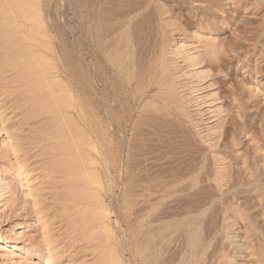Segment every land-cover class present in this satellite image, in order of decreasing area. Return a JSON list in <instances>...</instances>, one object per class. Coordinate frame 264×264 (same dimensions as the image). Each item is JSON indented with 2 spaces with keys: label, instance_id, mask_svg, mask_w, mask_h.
Here are the masks:
<instances>
[{
  "label": "rangeland",
  "instance_id": "1",
  "mask_svg": "<svg viewBox=\"0 0 264 264\" xmlns=\"http://www.w3.org/2000/svg\"><path fill=\"white\" fill-rule=\"evenodd\" d=\"M5 1L7 3V0ZM33 1L32 4L25 0L22 2H26L23 4H26L28 9L31 6L35 8L39 5L38 12L42 13L40 20L44 21V29L40 26L39 32L38 25L31 23L34 22L31 14L34 15L37 8L29 10L30 15L27 16V18L30 17L29 20L24 15L21 16L18 10H16L18 12L14 11L13 7L9 10L15 15L12 13L13 15L7 17L9 4L3 1V4L0 3V10L4 9L1 10L2 14L4 11L7 13L6 16L0 13L2 21L0 24V264H143L142 245L148 219L145 211L147 207H145L146 185H155V183H162L161 187L162 190L164 188L165 194L174 195L176 193V195H170V198L164 200L153 220L157 219L160 214L163 223L183 222L185 225L184 219L189 218L190 212L193 210L199 212L211 201L209 219L205 218L201 230L205 240L210 241L215 236L211 242L212 247L209 249V253L212 249L216 250L218 245H220L218 248H222V252L225 254L233 252L231 249L236 246L233 240H235V236H238L235 241L238 240L239 245L241 243V246L248 249H244L238 254L240 256L236 263L264 264V0H110L111 2L109 0H89L91 5L98 6L101 17H107V19L101 18L102 21L99 23L100 32H102V34L100 33L102 35L101 46L96 44L92 37L93 27L90 28L91 31L88 34H86V30H83L85 28L82 23L84 13L81 0H52L53 3L49 0H39V4ZM29 4L31 6H28ZM61 5L66 7L64 10L68 13L65 12V15L62 14ZM122 5H128L130 9L126 6L124 8ZM141 5L148 9L141 17H135L132 23L133 28L130 29L132 40L139 42L136 55H140L143 51L146 52L144 49L147 50L157 39L167 41L165 52L170 63V73L174 79V100H177L180 105L164 107L162 104L153 103L151 98L144 97L140 99L132 110L133 113L130 114L134 92H129L130 101L124 97L123 105H118V113L121 118L125 114L133 118L132 120L130 118L129 122L123 121L125 124L116 126L119 131L115 132L113 149L100 154L105 158L101 171L92 169L93 173L102 175L103 190L98 193L93 190V193L87 194V188L81 183H77L78 179L80 182V177L79 170L75 171V169L80 168V163H78L80 157H76L80 152H87L89 156L86 153L85 157L96 160L98 154L88 144L76 146V149L72 150L78 143L77 138H73L76 137L74 127L78 129L77 126L72 125L73 122L75 123V119L71 115L67 118L57 111L53 112V107L47 104L49 100L47 98L52 95V92L48 87L44 89L43 86L46 87V84L42 82L47 79H51V82L52 79H58L68 87L69 91L71 90L70 93L77 95L75 90L78 89L80 74L83 70L79 64L81 56L82 54L86 55L88 62H91L95 50L99 56L100 74L105 79L104 84L110 88L111 84H114L119 77H116L113 69L109 68L111 65L108 62L106 49L111 44L113 45L117 35L122 32L123 22L125 23L128 18H133L136 14L133 12L134 9L137 10V7L139 8ZM47 7H51L48 14ZM101 8L102 11H100ZM25 9L27 10V8ZM125 9L128 14H121ZM131 10L133 11L130 13ZM112 13L118 14L117 17L112 16ZM124 14L125 16H123ZM56 16L58 20L54 19H57ZM8 18L10 22L15 21L11 22L14 25L11 23L3 25L5 22L9 23ZM104 18L112 19L110 22L105 21ZM36 21L39 19L36 18ZM67 21L68 23H66ZM116 22L122 23L116 25ZM64 23L67 25L65 26ZM15 24L17 28L14 27ZM9 26L12 27L5 29ZM66 27L68 30L65 29ZM10 29H14V32ZM70 30L71 32H68ZM52 32L56 36L51 34ZM65 32L68 37H65ZM3 33L4 36H2ZM11 34L22 35L21 37L17 35L18 39L15 38V41L14 35L13 38L10 37ZM36 34L42 37H38ZM85 35L89 37L85 39ZM151 35L153 38H150ZM9 37L13 40H10ZM12 42H16L18 51H16V47H13L16 44ZM59 42L60 44H57ZM8 43L10 46L12 45L13 50ZM24 45L29 47L25 50L29 51L32 47L33 49L26 53ZM141 45L143 48L140 47ZM175 49L179 50L181 54ZM210 52L213 55L210 56ZM37 53L41 57L38 56V59H35ZM216 53L219 56H216ZM187 54L191 55V58H195L193 64L183 59L188 56ZM30 55L33 56L30 57ZM169 55L170 57H168ZM24 57H30V59L26 58L25 60ZM39 57L48 58L50 66L46 68L50 71L45 70L46 68L42 70L39 66L35 67L41 62ZM207 58L209 59L206 61ZM59 60L63 66L60 65ZM72 60H74L73 63ZM199 62H203L202 65ZM195 63L198 66L194 67ZM27 67L31 72L26 70ZM32 67H35L36 71ZM37 69L41 70L37 71ZM199 70L201 72L203 70V73L206 74L200 78L202 82L198 81L199 78L193 77L196 75L195 72H200ZM32 74L39 76L33 77ZM44 74L47 76L44 77ZM188 75L192 78L191 80ZM38 80L40 82L42 80V84L39 86L43 88H39L43 90L39 88L38 91L34 90V87L37 88L34 84ZM31 81L33 83H30ZM118 83L121 84V81ZM97 84L95 85L99 92L101 85ZM147 84L149 85V83ZM154 94L155 92L150 96ZM43 100H46V104L43 103L45 102ZM48 106L51 109L45 108ZM42 108L48 111L41 110ZM55 115L58 117L56 120L53 118ZM65 119L74 120L68 125L66 123L69 121H66L65 124L58 126L60 120L62 122ZM65 125L66 129H62ZM68 126L70 128H67ZM127 128L130 129L127 131ZM60 130H66V134L62 131L59 135ZM67 130L72 133L74 131L73 136L70 131L67 133ZM83 132L90 139L92 138L90 130L84 129ZM63 133L65 135H62ZM67 134H69L68 138H65ZM54 135L59 137H53ZM59 140L63 142L60 143ZM71 142H75V144L72 146ZM59 143L62 144L60 149L58 148L60 147ZM71 146L74 148H70L71 152L67 153L68 149L66 148ZM94 146L100 148V144ZM64 148L66 150H63ZM55 149H58V155L62 159L57 155ZM62 150L64 152H61ZM53 151L54 153H52ZM72 151H77L76 157L75 154L72 155ZM68 155L71 158H68ZM66 157L70 162L73 160L69 163L73 164L72 166L68 164L69 161H63V158L67 159ZM55 161H61V163L58 164ZM65 162L66 164H64ZM55 163L56 166L57 164L63 165L56 168ZM64 165L65 168L62 169ZM19 169L29 171L39 179L40 184H32V181L26 182L19 172H16ZM114 178H117V182ZM193 180L198 181L196 192H186V194H178V196L177 192L187 188ZM233 184H236L235 188H233ZM79 187L80 189H78ZM81 193L82 195H80ZM78 197L83 198L84 201ZM157 198L155 196V200ZM79 200L81 201L79 202ZM224 202L233 203L239 210L235 209L225 213ZM93 203L96 207L93 206ZM218 206L219 208H217ZM88 208L89 210H87ZM99 209H102V213H100L101 217L97 218L98 222L96 219L91 221L94 212L98 213ZM89 215L92 217H88ZM99 220L103 222L99 223ZM210 227H213L214 230ZM206 231L210 232L205 234ZM204 234L207 235V239ZM181 235L182 233L179 231L169 240L162 258L164 264H173L174 261V264H180L187 244L186 237H181ZM180 242L181 245H179ZM216 242L219 244L217 243V245ZM182 245L185 246L184 249ZM111 249L112 251H110ZM172 251L175 252L172 253L174 255L171 254ZM177 253H180L178 257L175 256ZM111 257L114 260H111ZM172 258L175 260L173 261ZM169 261L170 263H167ZM236 263L232 262L231 264Z\"/></svg>",
  "mask_w": 264,
  "mask_h": 264
},
{
  "label": "bare ground",
  "instance_id": "2",
  "mask_svg": "<svg viewBox=\"0 0 264 264\" xmlns=\"http://www.w3.org/2000/svg\"><path fill=\"white\" fill-rule=\"evenodd\" d=\"M4 2V3H6V1L5 0H1L0 1V3L1 2ZM23 1V0H22ZM22 1H18V0H7V3L6 4H9L8 5V9L7 10H9V8H12L14 11H16V10H18L20 13H21V16L22 15H24V17L25 18H27V16H29L30 15V12H29V10L31 9H36L38 6H36L35 7V5H34V7L35 8H33L30 4L28 5V6H31L30 7V9H28V7H27V5L26 4H23V3H26L27 1H29V2H31V4H32V0H25L26 2H22ZM42 1V0H41ZM49 1H51L52 2V0H49ZM97 1V0H96ZM110 1V0H109ZM113 1V0H112ZM116 1V0H115ZM3 2H2V4H3ZM28 2V3H29ZM33 2H35V3H38L39 2V0H34ZM93 2V1H92ZM111 2V1H110ZM40 3V2H39ZM38 3V4H39ZM53 3V2H52ZM63 3V2H62ZM81 3H82V7H83V26H84V28L85 29H83V30H86V34H88L91 30H90V28H92L93 27V32H92V37H93V39H94V41H95V43L96 44H98V45H100L101 44V37H102V32H100V26H99V23H101V21H102V19L101 18H103V17H105V16H100V12L98 11V6L96 5V4H94V5H91L90 3H89V0H81ZM80 3V4H81ZM99 3V2H98ZM108 3V2H107ZM124 4H125V2H123ZM135 3V2H134ZM5 4V5H6ZM12 4V5H11ZM22 4H23V6H22ZM42 4V3H41ZM26 5V7H24ZM50 5V4H49ZM48 5V6H49ZM63 5V4H62ZM61 5V6H62ZM130 5V4H129ZM136 5V4H135ZM42 6V5H41ZM53 6V5H52ZM66 6V5H65ZM117 6V5H116ZM119 6V5H118ZM123 6V5H122ZM124 6H126V7H128V5H124ZM123 6V7H124ZM133 6V5H132ZM24 7V8H23ZM120 7H121V5H120ZM119 7V8H120ZM130 7V6H129ZM128 7V9H130ZM1 8V7H0ZM25 8H27V10L25 9ZM42 8V7H41ZM51 8V7H50ZM50 8L49 7H47L46 8V12H47V14H48V12L50 13ZM54 8V7H53ZM52 8V9H53ZM62 9H63V13H62V11H61V13L63 14V15H65L64 13L66 12V13H68L67 11H65L64 10V8H66V7H64V6H62L61 7ZM125 8V7H124ZM135 8V7H134ZM3 9V8H2ZM1 9V10H2ZM51 9V10H52ZM61 9V10H62ZM110 9H111V7H110ZM117 9V8H116ZM148 8L147 7H145V8H143L142 7V5L141 6H139V8L137 7V10L136 9H134V11L133 10H131L130 11V13L133 11V12H136V14H135V16H133V18H128V20L127 21H125V23L123 22V25H122V32H120L118 35H117V37H116V40H115V42L113 43V45L111 44L110 45V47H107L108 49H106V55H107V58H108V62H109V64L111 65V67L109 66V68H111V69H113V73H114V75L116 76V77H119V79L114 83V84H111V86H110V88H107V86L104 84V80L105 79H103L102 78V75L100 74L101 72H100V68H99V56L97 55V53L95 52V50H94V48H93V55H92V61L90 62H88V58L86 57V55H83L82 54V56H81V61H80V63L79 64H81V67L83 68V70H82V72H81V74H80V76H81V79H80V82H79V84H78V89L77 90H75L78 94L77 95H75V94H73V93H70V91L68 90V87H66L65 86V84L63 83V82H61L60 80H58V79H52V82H51V79H47V80H45L44 82H42V80H41V82L43 83V84H46V87H45V85L43 86L44 87V89L45 88H50V90H51V92H52V95L50 96V95H48L47 94V96H50V97H48L47 99H49L47 102V104H50L52 107H53V109H54V111L53 112H55V111H57V113L59 112L62 116H72V117H74V119H75V123L73 122V120H71L72 122H73V126H77L78 127V129L76 130L75 129V127H74V130H75V133L76 134H74V135H76V137L74 136L73 138H77V144L76 145H74L75 146V148L74 147H72L73 145L72 144H75V142H71V147H67L66 149H68L67 150V153L69 152H71V150H70V148L72 149V148H74V149H72V150H75L76 149V146H85L86 144H88V145H90V146H92L91 147V149L95 152V153H97L98 155H97V157H96V160H94V159H89L88 157H85L84 155H86V153L87 152H80L79 150H78V153H79V155H77V157H76V153H77V151L76 152H73V154L72 155H74L75 154V157L76 158H79L80 157V159H79V161H78V163H80V168L78 169V167H77V169H75V171H77V170H79L78 172V175H79V177H80V182H79V179H78V181H77V183L78 184H80L81 183V185H84L86 188H87V194H89V193H93V192H95V193H98L99 191L101 192L102 190H103V188H104V183L102 182V175L100 174V173H96L95 172V170H94V172L95 173H93V171H92V169H98V170H96V171H101V168H102V164L105 162V158H104V156H101L100 154H101V152H103V151H107V150H112L113 149V141H114V139H115V135H116V133L115 132H118L119 130L116 128V126L117 125H121L122 123H124V122H129V120H130V118L131 117H129V116H126V114H125V116L123 115L122 116V118L119 116V109H118V105H120V106H122L123 105V103H122V99L125 97V99L127 100V99H129L128 97V95H130V93L129 92H134V96H133V98H132V103H131V108H130V114H132L133 113V111L132 110H134V107H136V105H137V103L140 101V99L141 98H144V97H147V98H151L152 99V102L153 103H159V104H162L164 107H169V106H179L180 104H179V102L177 101V100H174V97H175V93H174V88H173V75L170 73V66H169V61H168V59H167V57H166V52H165V49H166V40L165 39H162V40H159V39H157V40H155V43L154 44H152V45H150L149 47H148V49L146 50V49H144L146 52H141L140 53V55H136V51H138L137 49V47H138V41L137 42H135V41H133L132 40V34H131V31H130V29H131V27H132V23L134 22V19H135V17L137 18V16H140L141 17V15L147 10ZM0 10V11H1ZM4 10V9H3ZM6 10V11H7ZM54 10V9H53ZM126 10L127 9H125L124 10V12H121V14H123V13H127L128 14V12H126ZM18 11H16V12H18ZM39 10H38V8L36 9V11H35V14L33 15V14H31V18L32 19H34V22L32 21L31 23H34L35 25H38L37 27H39V29H38V32H39V30H41L40 29V26H42L41 28H43L44 29V21L42 22L41 20H40V18L42 19V13L40 14V12H38ZM100 11H102V8H101V10ZM103 11H105V9H103ZM107 11V10H106ZM7 12H9V14L7 15V17L8 16H10V15H13L14 13L13 12H11L10 13V10L9 11H7ZM33 12V11H32ZM31 12V13H32ZM82 12V11H81ZM108 12V11H107ZM1 13V15H5V14H7V13H5V11L3 12V14H2V11L0 12ZM13 13V14H12ZM56 13V12H55ZM118 13V12H117ZM19 14V13H18ZM118 14H120V13H118ZM118 14H116V15H118ZM120 14V15H121ZM147 14V13H146ZM145 14V15H146ZM15 15V14H14ZM50 15V14H49ZM58 15V14H57ZM62 15V16H63ZM102 15V14H101ZM106 15V14H105ZM108 15V14H107ZM113 15H115V13L113 14L112 13V16ZM115 15V16H116ZM6 16V15H5ZM53 16V15H52ZM123 16H125V14L123 15ZM128 16V15H127ZM13 17V16H12ZM55 17V16H54ZM57 17V16H56ZM65 17V16H64ZM109 17V16H108ZM117 17V16H116ZM115 17V18H116ZM121 17V16H120ZM146 17V16H145ZM148 17H150V16H148ZM198 17V16H197ZM16 18V17H15ZM22 18V17H21ZM24 18V19H25ZM36 18L37 19H39V21H36ZM51 17H49V19H50ZM62 18V17H61ZM71 18H73L72 16H71ZM106 19H107V17H105ZM104 18V20L105 21H110L111 22V19L112 18H110V20H106ZM126 18V17H125ZM14 19V18H13ZM27 19H29L30 20V17L29 18H27ZM55 20H58V17H57V19L56 18H54ZM65 19V18H64ZM63 18H62V20H64ZM121 20L123 19V17L122 18H120ZM120 19H118V20H120ZM139 19V18H138ZM146 19V18H145ZM152 19V18H151ZM26 20V19H25ZM51 20V19H50ZM114 20V19H113ZM115 20H117V19H115ZM114 20V21H115ZM8 21H9V23H7V22H5V23H3V25L4 24H8V25H10V23L11 22H15V21H11L10 22V20H9V18H8ZM27 21V20H26ZM47 21V20H46ZM65 21H66V19H65ZM65 21H63V22H65ZM76 21V20H75ZM140 21H141V19H140ZM144 21V20H143ZM2 21L0 20V24H2L1 23ZM137 22V21H136ZM135 22V23H136ZM13 23H11V25L13 24ZM51 23V22H50ZM57 23H59V22H57ZM66 23H68V21L66 22ZM117 23V22H116ZM119 23V25H120V23H122V22H118ZM118 23L116 24V25H118ZM134 23V24H135ZM140 23V22H139ZM47 24V23H46ZM65 24V23H64ZM73 24H74V22H73ZM109 24V23H108ZM138 24V23H137ZM3 25H1V26H3ZM14 25V24H13ZM21 25V24H20ZM59 25V24H58ZM67 24H65V26H66ZM98 25V26H97ZM101 25V24H100ZM103 25V24H102ZM104 25H106L105 23H104ZM110 25V24H109ZM115 25V26H116ZM21 26H23V25H21ZM52 26V25H51ZM69 26V25H68ZM108 26V25H107ZM141 26V25H140ZM12 27V26H11ZM10 26L9 27H6L5 29H8V28H11ZM14 27H16V24H15V26ZM29 27V26H28ZM33 27H35L34 25H33ZM59 27V26H58ZM103 27H105V26H103ZM120 27V26H119ZM144 27V26H143ZM152 27V26H151ZM1 28V27H0ZM17 28V27H16ZM15 28V29H16ZM32 28V27H31ZM47 28V27H46ZM74 28V27H73ZM108 29H109V27H107ZM111 28V27H110ZM113 28V27H112ZM133 28V27H132ZM138 28V27H137ZM141 28V27H140ZM153 28V27H152ZM4 29V28H3ZM63 29H64V27H63ZM65 29H67L68 30V28L66 27ZM76 29V28H75ZM115 29H117V27H115ZM145 29V28H144ZM151 29V28H150ZM19 30V29H18ZM24 30V29H23ZM83 30H81V31H83ZM104 30H106V29H104ZM136 30V29H135ZM10 31H13L14 32V29L12 30V29H10ZM32 31V30H31ZM45 31V30H44ZM48 31V30H47ZM58 31V30H57ZM73 31V30H72ZM80 31V32H81ZM103 31V30H102ZM112 31V30H111ZM110 31V32H111ZM137 31V30H136ZM142 31V30H141ZM16 32H17V30H16ZM15 32V33H16ZM25 32H27L26 30H25ZM68 32H71V30L70 31H68ZM85 32V31H84ZM109 32V31H108ZM115 32H117V31H115ZM0 33H1V30H0ZM18 33V32H17ZM28 33V32H27ZM47 33V32H46ZM66 33V32H65ZM83 33V32H82ZM81 33V34H82ZM93 33H94V35H93ZM101 33V34H100ZM141 33V32H140ZM149 34H150V32H148ZM6 34H8V32H6ZM29 34V33H28ZM38 34V33H37ZM36 34V36H41V35H37ZM51 34H53V35H55L54 34V32H52ZM5 34L3 33V35L2 36H4ZM14 35V38L12 37ZM16 35V36H15ZM17 35H19V34H11V36L10 37H12L13 39H15L16 37H17ZM22 35V34H21ZM21 35H19L20 37H21ZM66 36L65 37H68L67 36V33L65 34ZM79 35V34H78ZM101 35V36H100ZM112 35V34H111ZM147 35V34H146ZM154 35V34H153ZM160 35V34H159ZM1 36V35H0ZM18 36V37H19ZM25 36V35H24ZM31 36V35H30ZM56 36V35H55ZM81 36V35H80ZM79 36V37H80ZM141 36H143L142 34H141ZM9 37V39L10 40H13L12 38H10ZM19 37V38H20ZM42 37V36H41ZM40 37V38H41ZM43 37H44V34H43ZM89 37V36H88ZM87 37V35H85V39H87L88 38ZM56 38V37H55ZM76 38V37H75ZM135 39H136V36L134 37ZM138 38H139V36H138ZM150 38H153L152 37V35L150 36ZM4 39V38H3ZM7 39V38H6ZM16 39H18V38H16ZM16 39H15V41H16ZM27 40H28V38H26ZM42 39V38H41ZM44 39H46V38H44ZM84 39V40H85ZM105 39V38H104ZM29 40H30V38H29ZM55 40V39H54ZM53 40V41H54ZM68 40V39H67ZM74 40V39H73ZM113 40V39H112ZM140 40V39H139ZM153 40V39H152ZM35 41V40H34ZM58 41V40H57ZM114 41V40H113ZM112 41V42H113ZM6 42H8V41H6ZM10 42V41H9ZM24 42V41H23ZM23 42L21 43V44H23ZM31 42H33V41H31ZM30 42V43H31ZM36 42H38L39 43V41H36ZM35 42V43H36ZM67 42V41H66ZM70 42V41H69ZM71 42H72V40H71ZM86 42H87V40H86ZM108 42H109V40H108ZM169 42V41H168ZM13 43V42H12ZM15 44H16V42H14ZM13 43V44H14ZM41 44H42V42H40ZM39 43V44H40ZM54 43H56V42H54ZM88 43V42H87ZM10 43H8V45H9ZM21 44H19V45H21ZM57 44H60V42L59 43H57ZM70 44V43H69ZM73 44H75V43H73ZM209 44V43H208ZM7 45V44H6ZM43 46L45 45V44H42ZM76 45V44H75ZM80 45V44H79ZM85 45V44H84ZM140 45V44H139ZM144 45H145V42H144ZM149 45V44H148ZM10 46V45H9ZM12 46V45H11ZM10 46V48L13 50L16 46H18L17 44L14 46L13 45V47H11ZM27 46V47H26ZM55 46V45H54ZM86 46V45H85ZM101 46V45H100ZM183 46V45H182ZM189 46V45H188ZM67 47V46H66ZM71 47V46H70ZM80 47V46H79ZM95 47V46H94ZM140 47H142V45L140 46ZM139 47V48H140ZM147 47V46H146ZM195 47V46H194ZM7 49H9L10 50V48H8V47H6ZM17 48L18 47H16V51H18L17 50ZM24 50H25V48L26 49H28L29 47H28V45H24ZM30 48H31V46H30ZM98 48V47H97ZM143 48V47H142ZM182 48H184V47H182ZM32 49H33V47H32ZM32 49H29V51L28 50H25L24 52H30V50H32ZM43 49V48H42ZM63 49V48H62ZM76 49V48H75ZM179 49V48H178ZM47 50V49H46ZM65 50H67V49H65ZM70 50H71V48H70ZM89 50V49H88ZM102 50H103V48H102ZM139 50H141V48L139 49ZM174 50V49H173ZM176 50V49H175ZM180 50V49H179ZM177 51L179 54H181L180 53V51ZM185 50V49H184ZM217 50V49H216ZM21 51V50H20ZM47 51H49V50H47ZM57 51V50H56ZM189 51V50H188ZM195 51V50H194ZM210 51V50H209ZM208 51V52H209ZM50 52V51H49ZM81 52H82V50H81ZM102 52V51H101ZM192 52H193V50H192ZM212 52V51H211ZM210 52V53H211ZM58 53V52H57ZM71 53H72V50H71ZM14 54H16V53H14ZM79 54V53H78ZM190 54V53H189ZM189 54H187L188 56H185V57H183V59H185L186 61H188V62H190V63H192L193 64V62H194V60H195V58H191V55H193L192 53H191V55H189ZM219 54H220V52H219ZM17 55H18V53H17ZM24 55H26V54H24ZM74 55V54H73ZM89 55H91V54H89ZM195 55V54H194ZM203 55V54H202ZM211 55H213V53H211L210 54V56ZM218 55V53H216V56ZM31 56H33V55H30V57ZM38 56H40V54L38 55V53L36 54V58H35V55H34V58L35 59H38L37 57ZM42 56H43V54H42ZM175 56H177L176 54H175ZM182 56H184V55H182ZM182 56H181V58H182ZM199 56H200V54H199ZM219 56V55H218ZM30 57L28 58V57H26V58H28V59H30ZM41 57V56H40ZM39 57V58H40ZM73 57V56H72ZM89 57V56H88ZM168 57H170V55L168 56ZM197 57V56H196ZM205 57V56H204ZM25 58V57H24ZM26 58H25V60H26ZM33 58V57H32ZM31 58V59H32ZM33 58V59H34ZM58 58H59V56H58ZM91 58H90V60H91ZM172 58H173V56H172ZM178 58V57H177ZM199 58V57H198ZM202 58H203V56H202ZM206 58V57H205ZM217 58V57H216ZM50 59V58H49ZM60 59V58H59ZM73 59H74V57H73ZM179 59V58H178ZM204 59V58H203ZM209 58H207L206 59V61L208 60ZM210 59H212V58H210ZM40 60H41V62H39V65H36V64H34L33 63V65H36L35 67L36 68H38V66H39V68L41 67V69L43 70V68H46V67H48L49 68V66H50V61L48 60V58L47 59H45V58H40ZM185 60H183V61H185ZM28 61V60H27ZM33 61V60H32ZM68 61V60H67ZM71 61V60H70ZM73 61L74 60H72V63H73ZM197 61V60H196ZM26 62V61H25ZM188 62H187V65H188V67H189V64H188ZM37 63V62H36ZM59 63H60V60H59ZM63 63H65V62H63ZM184 63V62H183ZM198 63V62H197ZM200 63V62H199ZM203 63V62H202ZM202 63H200L201 65H202ZM199 64V65H200ZM60 65H62V63H60ZM180 65V64H179ZM178 65V66H179ZM186 64H185V66H187ZM28 66V65H27ZM30 66H32V65H30ZM29 66V67H30ZM63 66V65H62ZM68 67L67 68H69V65H67ZM173 66V65H172ZM196 66H198V64H196L195 63V65H194V67H196ZM35 67H32L33 68V70H35L34 68ZM174 67H175V65H174ZM200 67V66H199ZM192 68H193V66H192ZM198 68V67H197ZM28 69V67L26 68V70ZM41 69H37V71L38 70H41ZM70 69H71V66H70ZM194 69V68H193ZM192 69V70H193ZM29 70V72H31L30 71V68L28 69ZM27 70V71H28ZM45 70H49V69H45ZM36 71V70H35ZM50 71V70H49ZM51 71H54V70H52L51 69ZM73 71V70H72ZM196 71H198V70H196ZM200 71V70H199ZM208 71V70H207ZM110 72V71H109ZM189 72L191 73V71L189 70ZM204 71L202 70V72L200 71V72H198V73H196L195 72V76H193V77H195L196 79H198V81H200V78H203V74H205V73H203ZM34 73V72H33ZM71 73V72H70ZM79 73V72H78ZM106 73V72H105ZM208 73V72H207ZM38 74H40V73H38ZM37 74V75H38ZM41 74H43V73H41ZM33 75V74H32ZM36 75V76H37ZM45 75L47 76V74H44V77H45ZM64 75V74H63ZM77 75V74H76ZM79 75V74H78ZM185 76L187 75V74H184ZM192 74H190V76H191ZM208 75V74H207ZM31 76V75H30ZM35 76V74L33 75V77H36ZM39 76V75H38ZM48 76H50V75H48ZM67 76V75H66ZM189 76V75H188ZM189 76V78H190V80L192 79L191 77ZM204 76H206V74L204 75ZM40 77H42V75H40ZM104 77V76H103ZM177 77V76H176ZM175 77V78H176ZM194 78V79H195ZM39 79V78H38ZM178 79V78H177ZM181 79V78H180ZM179 79V80H180ZM35 81H36V79H34ZM34 80H32V81H34ZM44 80V79H43ZM70 80H72V79H70ZM206 80V79H205ZM205 80H203V81H205ZM30 82V83H33V82ZM118 81H121V84L120 83H118ZM178 81V80H177ZM197 81V80H196ZM39 80H38V82H36V84H34V86H36L37 88H35L34 87V90H37L38 91V88L40 87V88H43L42 86H39V85H41L42 83H41ZM49 82H50V84H49ZM67 82V81H66ZM71 82V81H70ZM200 82H202V79H201V81ZM200 82H198V83H200ZM37 83H38V85H37ZM73 83V82H72ZM96 83H98V84H100L101 85V89H99V92H98V89H97V87H96ZM147 83H149V85L147 84ZM68 84V83H67ZM97 84V85H98ZM107 84V83H106ZM147 84V85H146ZM192 84V83H191ZM194 84V83H193ZM73 85V84H72ZM178 85V84H177ZM197 85V84H196ZM99 86V85H98ZM212 86V85H211ZM213 87V86H212ZM39 88V89H40ZM195 88V87H194ZM189 89H191L190 87H189ZM40 90H43V89H40ZM192 90V89H191ZM195 90V89H194ZM198 90H200V89H198ZM74 91V90H73ZM101 91V92H100ZM189 91V90H188ZM45 92V91H44ZM153 92H155V94L154 95H152V96H150V94L151 93H153ZM180 92V91H179ZM48 93V92H47ZM190 94H192V93H190ZM43 95V94H42ZM41 96V95H40ZM46 96V95H45ZM46 96V97H47ZM42 97H44V96H42ZM40 98V97H39ZM214 98V97H213ZM212 98V99H213ZM46 99V98H45ZM46 99V100H47ZM184 99V98H183ZM217 99V98H216ZM46 100H43V101H45V102H43V103H45L46 104ZM49 101H50V103H49ZM129 101H130V99H129ZM184 101V100H183ZM186 101V100H185ZM205 101V100H204ZM211 101V100H210ZM39 103V102H38ZM42 103V104H43ZM127 104L129 103V102H126ZM127 104H126V106H127ZM195 104V103H194ZM204 104V103H203ZM208 104V103H207ZM211 105V104H210ZM125 106V107H126ZM201 106V105H200ZM50 106H48V107H45L46 109L48 108V109H51V108H49ZM223 107V106H222ZM129 108V107H128ZM215 108V107H214ZM38 109V108H37ZM46 109H41V110H44V111H48V110H46ZM221 110V109H220ZM39 111V110H38ZM142 111V110H141ZM158 111V110H157ZM199 111V110H198ZM51 112V111H50ZM121 112V111H120ZM56 113V112H55ZM160 113V112H159ZM47 115H48V113H46ZM59 114V115H60ZM134 114H135V112H134ZM171 114V113H170ZM218 114V113H217ZM50 115H53V114H50ZM49 115V116H50ZM58 115V114H57ZM157 115V114H156ZM164 115V114H163ZM139 116H141L140 114H139ZM144 116V115H143ZM159 116V115H158ZM166 116V115H165ZM67 117V118H68ZM71 117V118H72ZM136 117V116H135ZM142 117V116H141ZM54 118V120H56V118H58V117H56V115L53 117ZM60 118V117H59ZM66 118V119H67ZM133 118V117H132ZM132 118H131V120H132ZM148 118V117H147ZM152 118V117H151ZM153 118H156V117H153ZM166 118V117H165ZM168 118V117H167ZM64 119V118H63ZM62 120V122H61V120H60V124H58V126H60V125H62L63 123L65 124V122L66 121H69L68 123H66L67 125L69 124V123H71V121L68 119V120ZM157 119V118H156ZM148 120V119H147ZM51 121H53V120H51ZM124 121V122H123ZM141 121V120H140ZM145 121H146V118H145ZM54 123H56V122H54ZM131 123V122H130ZM52 124V123H51ZM125 124V123H124ZM72 125L70 126L71 128H72ZM54 126H55V124H54ZM130 126V125H129ZM57 127V126H56ZM69 126L67 127V128H70ZM124 127V126H123ZM58 128V127H57ZM61 128V127H60ZM62 129H66V125L64 126V127H62ZM90 130L91 131V133H92V138L90 139V137H88L87 135H85L84 134V132H83V130ZM116 129H117V131H116ZM130 129V128H129ZM128 128L126 129L127 131L129 130ZM57 130V129H56ZM55 130V131H56ZM70 130H72V129H70ZM70 130H67V133H68V131H70ZM61 132H58V134L59 135H61L60 133H62V131H64V133H65V131L66 130H60ZM77 131V132H76ZM71 132V131H70ZM52 133V132H51ZM50 133V134H51ZM56 134H57V131L55 132ZM62 134V135H65V134ZM72 133V132H71ZM70 133V134H71ZM73 133H74V131H73ZM73 133L71 134L72 136H73ZM127 133V132H126ZM128 134V133H127ZM68 135L69 134H67L66 136H65V138H68ZM121 135V134H120ZM50 136V135H49ZM56 136H58V135H54L53 137H56ZM52 137V138H53ZM59 137V136H58ZM57 137V138H58ZM121 137H122V135H121ZM125 137V136H124ZM62 138H64V137H62ZM61 138V139H62ZM123 138V137H122ZM55 139V138H54ZM71 139V138H70ZM121 139V138H120ZM126 139V138H125ZM124 139V140H125ZM56 140V139H55ZM69 140V139H68ZM123 140V139H122ZM60 141V140H59ZM63 142V141H62ZM61 141H60V143H62ZM57 143V142H56ZM59 143V144H60ZM108 143V144H107ZM97 144H100V148L98 147V146H94V145H97ZM119 144V143H118ZM64 145V144H63ZM68 145H69V143H68ZM60 147H58L59 149L62 147V144H60L59 145ZM64 147V146H63ZM77 147V148H78ZM88 147V146H87ZM124 147V146H123ZM57 148V147H56ZM115 148V147H114ZM126 148V147H125ZM130 148V147H129ZM65 148L63 149V150H66ZM56 150V149H55ZM61 151V152H64V151ZM70 150V151H69ZM81 150V149H80ZM91 150V151H92ZM124 150V149H123ZM57 151V152H56ZM55 152L57 153V155H58V149L56 150ZM88 151V150H87ZM52 153H54V151L52 152ZM77 153V154H78ZM90 153V152H89ZM129 153V152H128ZM131 153V152H130ZM59 154H60V152H59ZM63 154V153H62ZM51 155V154H50ZM57 155H55V156H57ZM87 155H88V153H87ZM111 155V154H110ZM59 156V155H58ZM62 156H64V155H62ZM69 157L68 158H71L70 157V155H68ZM89 156V155H88ZM59 157H61V156H59ZM67 158V157H66ZM68 158L66 159V160H64V158H63V161H69L68 162V164L69 163H71V162H73V160L70 162V160H68ZM124 158V157H123ZM55 159V158H54ZM61 159H62V157H61ZM60 159V160H61ZM78 160V159H77ZM128 160H130V159H128ZM57 161V160H56ZM55 161V162H56ZM121 161H123L122 160V158H121ZM66 162L64 163V164H66ZM120 162V161H119ZM56 163H61V161L59 162H56ZM56 163L54 164L55 166H56ZM76 163V162H75ZM57 164V166H56V168L57 167H59V166H61V165H63V164H61V165H58ZM70 166H72L71 164H69ZM122 166V165H121ZM54 168V167H53ZM63 168H65V165L62 167V169ZM74 168V167H73ZM119 168H120V166H119ZM61 169V171H63ZM120 169H122V168H120ZM55 170V169H54ZM68 170V169H67ZM111 170V169H110ZM190 170V169H189ZM198 170V169H197ZM91 171V172H90ZM113 171V170H112ZM16 172H19V175L20 176H22L23 177V179H25L26 180V182H29V181H32L33 183L32 184H40V182H38L39 181V179L38 178H36V177H34L29 171H22V170H17ZM57 172H60V171H57ZM117 172H119L118 170H117ZM123 172V171H122ZM60 173H62V172H60ZM66 173V172H65ZM74 173V172H73ZM120 173V172H119ZM68 174H70V173H68ZM67 174V175H68ZM122 174V173H121ZM128 174H130L129 172H128ZM200 174V173H199ZM72 175H74V174H72ZM76 175V174H75ZM77 175V176H78ZM153 175V174H152ZM36 176V175H35ZM70 176V175H69ZM76 176V177H77ZM113 176V175H112ZM151 176V175H150ZM70 177H72V176H70ZM107 177V176H106ZM122 177V176H121ZM75 178V177H74ZM78 178V177H77ZM110 178V177H109ZM153 178V177H152ZM115 179V178H114ZM113 179V180H114ZM117 179V178H116ZM115 179V180H116ZM203 179V178H202ZM115 180H114V182H115ZM122 180V179H121ZM120 180V181H121ZM72 181V180H71ZM119 181V180H118ZM123 181V180H122ZM125 181V180H124ZM204 181V180H203ZM116 182H117V180H116ZM74 183H76V182H74ZM115 184H117V183H115ZM157 183H155V185H152V184H149L148 186L146 185V195H145V207H146V216H147V222H146V228H145V230H146V232L144 233V244L143 243H141V244H143L142 245V247H143V254H144V257H142V261H143V264H164L163 263V261H162V258H163V254H164V250L166 251V246L169 244V240H171V237L172 236H174V235H176V233H178L179 231H181V233H182V235H181V237L182 236H185L186 237V239H187V244H186V247L185 246H183L182 245V248L183 247H185V250L183 251V255H182V257H181V262H180V264H231L232 262H237L238 261V258H239V256H238V254H240V252H242L244 249H248L247 247L245 248V246H241V243H240V245H239V241L237 240V241H235L236 239H238V236H235L234 237V239L235 240H233L234 242H235V247H234V249H231L233 252H231L230 251V253H224V252H222V248H218L220 245H218L219 243H220V241H218V242H216V244L218 245L217 247H216V250H214L213 251V249L211 250V251H213L212 253H211V251H210V253H209V249L212 247V241L215 239V236H213L211 239H210V241H208V240H205L204 238H203V236H202V234H201V230H202V226H203V223H204V220H205V218L206 217H208V213L210 212V210H211V207H212V202L210 201V203H208L203 209H200V211L198 212L197 210L196 211H192V212H190V214H188V216H189V218L188 217H186V219H184V222H185V225H184V223L183 222H180V223H174V224H171V223H163L162 222V219H161V215L159 214V216L157 217V219H154L153 220V217H154V215L155 214H157V212L160 210V208L162 207V205H163V202H164V200L166 199V198H170L171 196L170 195H173V194H165V192L163 191L164 190V188H163V190H162V187H161V185H162V183L161 184H157ZM189 184V183H188ZM187 184V185H188ZM197 184H198V181L197 180H193V181H191V184L190 185H188L187 186V188H184V189H182L181 191H179V192H177V195L178 194H186V192H192V191H195L196 189H197ZM202 184V183H201ZM75 185H77V184H75ZM120 185V184H119ZM83 186V187H84ZM128 186V185H127ZM115 187V186H114ZM143 187H145V186H143ZM165 187V186H164ZM236 187V184H233V188H235ZM76 188H77V186H76ZM119 188V187H118ZM183 188V187H182ZM78 189H80V187L78 188ZM77 189V190H78ZM82 189V188H81ZM181 189V188H180ZM201 189V188H200ZM203 189V188H202ZM83 190V189H82ZM82 190H81V192H82ZM94 190V191H93ZM111 190V189H110ZM114 190V189H113ZM130 190H132L131 188H130ZM170 190V189H169ZM93 191V192H92ZM97 191V192H96ZM115 191V190H114ZM113 191V192H114ZM208 191V190H207ZM80 192V191H79ZM196 192V191H195ZM246 192V191H245ZM87 194H85V195H87ZM240 194V193H239ZM80 195H82V193L80 194ZM174 195H176V193L174 194ZM173 195V196H174ZM194 195V194H193ZM202 195V194H201ZM114 197H115V194L113 195ZM131 196V195H130ZM129 196V197H130ZM137 196V195H136ZM155 196H157L158 198L155 200ZM179 196V195H178ZM209 196V195H208ZM93 197H95V196H93ZM82 199L83 201H84V199L83 198H81V197H78V199ZM97 198V197H96ZM99 198V197H98ZM113 198V197H112ZM140 198V197H139ZM78 199H77V201H78ZM104 199V198H103ZM186 199V198H185ZM205 199V198H204ZM207 199V198H206ZM219 199V198H218ZM232 199V198H231ZM95 200V199H94ZM96 200H98V199H96ZM114 200H115V198H114ZM113 200V201H114ZM134 200V199H133ZM197 200V199H196ZM230 200V199H229ZM81 200H79V202H80ZM178 201V200H177ZM181 201V200H180ZM183 201H184V199H183ZM97 202V201H96ZM95 202V204H97V203H99V202H97L96 203ZM111 202H112V200H111ZM117 202V201H116ZM141 202V201H140ZM171 202V201H170ZM87 203V202H86ZM113 203V202H112ZM78 204H80V203H78ZM84 204H85V202H84ZM109 204V203H108ZM115 204V203H114ZM138 204H139V202H138ZM168 204V203H167ZM82 205V204H81ZM89 204H87V206H88ZM112 206H113V204H111ZM198 205V204H197ZM204 205V204H203ZM79 206V205H78ZM90 206V205H89ZM93 206H94V203H93ZM97 207H98V204L96 205ZM96 206H94V207H96ZM101 206V205H100ZM223 206H224V209H225V213H227L228 211H231V210H235V209H237V210H239L238 209V207L236 208V206L232 203H227V202H224L223 203ZM109 207V206H108ZM111 207V206H110ZM203 207V206H202ZM91 208V207H90ZM200 208V207H199ZM217 208H219V206L217 207ZM165 209V208H164ZM87 210H89V208L87 209ZM138 210V209H137ZM143 210V209H142ZM217 210V209H216ZM98 211V213L96 212H94V217H92V220L91 221H95V219H96V222H98L97 221V218L98 217H101V215H100V213H102V209H99V210H97ZM104 211V210H103ZM110 211V210H109ZM84 212H85V209H84ZM90 212V211H89ZM139 212V211H138ZM137 212V213H138ZM194 212H198V213H196V214H193ZM87 212H85V214H86ZM134 213V212H133ZM184 213V212H183ZM183 213H180L181 215L183 214ZM187 213V212H186ZM185 213V214H186ZM214 213H216V212H214ZM217 213H218V210H217ZM91 214V213H90ZM178 214H179V212H178ZM105 215H107V213L106 214H104V216ZM130 215V214H129ZM145 215V214H144ZM187 215V214H186ZM133 216H135V215H133ZM145 216V217H146ZM170 216V215H169ZM220 216V215H219ZM227 216V215H226ZM88 217H90V215L88 216ZM90 217V218H91ZM103 217V216H102ZM106 217V216H105ZM180 217V216H179ZM211 217H212V215H211ZM214 217H215V215H214ZM221 217V216H220ZM94 218V219H93ZM213 218V217H212ZM99 219V218H98ZM102 219V218H101ZM133 219V218H132ZM131 219V220H132ZM137 219V218H136ZM208 219H209V217H208ZM135 220V219H134ZM87 221V220H86ZM216 221V220H215ZM103 221H100L99 220V223H102ZM111 222V221H110ZM207 222V221H206ZM208 222H209V220H208ZM220 222V221H219ZM90 223V222H89ZM113 223V222H112ZM96 224V223H95ZM115 224V223H114ZM133 224H135L134 223V221H133ZM137 224V223H136ZM211 224V223H210ZM216 224V223H215ZM207 225H209L208 223H207ZM212 225H213V223H212ZM211 225V226H212ZM101 226H103V225H101ZM112 226V225H111ZM138 226V225H137ZM97 227H100V226H97ZM132 227V226H131ZM94 228V227H93ZM134 228H136V227H134ZM138 228V227H137ZM208 228V227H207ZM211 228H213V227H210V229ZM90 229V228H89ZM114 230V229H113ZM205 230H206V227H205ZM213 230H214V228H213ZM105 231V230H104ZM103 231V232H104ZM143 231V230H142ZM218 231V230H217ZM222 231H223V229H222ZM106 232V231H105ZM144 232V231H143ZM210 232V231H209ZM209 232H207L206 231V233L205 234H207V233H209ZM103 234V233H102ZM106 234H107V232H106ZM204 234V235H205ZM235 234V232L233 233V235ZM139 235V234H138ZM224 235V234H223ZM231 235H232V233H231ZM206 236V239H207V235H205ZM210 236V235H209ZM258 236V235H257ZM143 237V236H142ZM223 237V236H222ZM231 237V236H230ZM260 237V236H259ZM179 238V237H178ZM220 239V238H219ZM175 240V239H174ZM183 240V239H182ZM181 240V241H182ZM218 240V239H217ZM216 240V241H217ZM248 240V239H247ZM262 240V239H261ZM176 241V240H175ZM178 241V240H177ZM232 241V240H231ZM230 241V242H231ZM232 241V242H233ZM263 241V240H262ZM172 242V241H171ZM215 242V241H214ZM233 242V243H234ZM121 243V242H120ZM173 243V242H172ZM139 244V243H138ZM121 245H122V243H121ZM179 245H181V242H180V244ZM245 245V244H244ZM214 246H215V244H214ZM139 247V246H138ZM174 247H175V244H174ZM180 247V246H179ZM123 248V247H122ZM170 248V247H169ZM214 248V247H213ZM227 248H228V246H227ZM113 249V248H112ZM112 249L110 250V251H112ZM138 249V248H137ZM168 249V248H167ZM184 249V248H183ZM173 250V249H172ZM251 250V249H250ZM50 251V250H49ZM132 252V251H131ZM167 252H170V251H167ZM167 252H165V253H167ZM245 252V251H244ZM50 253V252H49ZM109 253V252H108ZM172 253H175L174 251H172L171 252V254ZM142 254V253H141ZM140 254V255H141ZM142 254V255H143ZM179 254L180 253H177L175 256H179ZM132 255V254H131ZM172 255H174V254H172ZM171 255V256H172ZM241 255H242V253H241ZM168 256V255H167ZM114 257H115V255H114ZM174 257V256H173ZM140 258V257H139ZM247 258V257H246ZM114 260V258H112L111 257V260ZM115 259H116V257H115ZM118 260H119V258H117ZM168 259H169V257L167 258V261H168ZM173 259V261L175 260L174 258H172ZM110 260V259H109ZM118 260H116V261H118ZM176 260H178V259H176ZM166 261V260H165ZM164 261V262H165ZM131 262V261H130ZM112 263H114L113 261H112ZM115 263H117V262H115ZM167 263H170V261L169 262H167ZM173 264L175 263V261L174 262H172ZM122 264V263H121ZM130 264V263H129ZM237 264V263H236Z\"/></svg>",
  "mask_w": 264,
  "mask_h": 264
}]
</instances>
